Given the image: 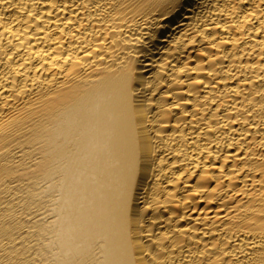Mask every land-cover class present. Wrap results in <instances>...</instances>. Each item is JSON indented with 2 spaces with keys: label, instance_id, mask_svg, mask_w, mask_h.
Returning <instances> with one entry per match:
<instances>
[{
  "label": "bare ground",
  "instance_id": "6f19581e",
  "mask_svg": "<svg viewBox=\"0 0 264 264\" xmlns=\"http://www.w3.org/2000/svg\"><path fill=\"white\" fill-rule=\"evenodd\" d=\"M0 264H264V0H0Z\"/></svg>",
  "mask_w": 264,
  "mask_h": 264
}]
</instances>
